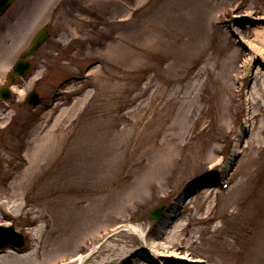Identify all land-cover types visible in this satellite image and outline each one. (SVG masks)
Instances as JSON below:
<instances>
[{
  "label": "rangeland",
  "instance_id": "rangeland-1",
  "mask_svg": "<svg viewBox=\"0 0 264 264\" xmlns=\"http://www.w3.org/2000/svg\"><path fill=\"white\" fill-rule=\"evenodd\" d=\"M42 27L0 100V224L26 236L0 264H264V0H15L0 85Z\"/></svg>",
  "mask_w": 264,
  "mask_h": 264
},
{
  "label": "water",
  "instance_id": "water-1",
  "mask_svg": "<svg viewBox=\"0 0 264 264\" xmlns=\"http://www.w3.org/2000/svg\"><path fill=\"white\" fill-rule=\"evenodd\" d=\"M14 0H0V10L7 8L13 3ZM242 17L241 19H245ZM50 31L47 27H42L33 37L31 44L27 50L22 53L21 59L17 60L12 68L13 73L9 75L8 82L14 84L18 77H24L31 68V60L27 57L35 54V52L43 45V43L49 38ZM13 95L11 86L8 84L0 85V100H7ZM39 101V94L33 90L27 96V104H36ZM164 205L154 209L149 218H159L163 211ZM25 242L24 235L18 232L13 226H7L0 224V250L10 244L13 247L22 246Z\"/></svg>",
  "mask_w": 264,
  "mask_h": 264
},
{
  "label": "bare ground",
  "instance_id": "bare-ground-1",
  "mask_svg": "<svg viewBox=\"0 0 264 264\" xmlns=\"http://www.w3.org/2000/svg\"><path fill=\"white\" fill-rule=\"evenodd\" d=\"M242 93H241V91L240 90H238V91H234L233 92V95H232V97H237V101L239 102V103H242L243 102V98H242ZM263 96H264V94H263ZM262 96V97H263ZM262 100H263V104H264V97L262 98ZM232 104H235L234 102L232 103ZM236 105V104H235ZM249 112H250V117H255L256 115L253 113V111H252V109H250V107H249V109H247ZM264 111V110H263ZM262 129V130H261ZM260 129V131L262 132V133H264V127L263 128H261ZM260 131H257L258 132V134H254L253 136H252V139H251V141H250V145H251V147L253 148L255 145H260V143L262 142V141H264V138L263 137H261V134H260ZM255 136H256V138H255ZM248 142H249V139H247V141H245V144H244V146H246V144H248ZM213 189H216L215 187H213V188H206L204 191L205 192H209V193H211L212 192V190ZM121 228H125V229H127V230H131V231H134V232H137L138 230H139V228L137 227V226H135L133 223H122L121 225H119L118 227H117V230H119V229H121ZM139 232V231H138ZM156 252H152V254H153V257H155L156 258V254H155ZM162 255V254H161ZM165 258H171V257H173V258H175V259H178V261H183V260H181L182 259V257H181V255L180 254H178V253H175V252H172V253H168V254H166V255H163ZM82 258H84V255H80V257H77V259H78V261H79V263L82 261ZM159 264H162V261L160 260V262H158ZM190 263H193V261H191Z\"/></svg>",
  "mask_w": 264,
  "mask_h": 264
},
{
  "label": "flooded vegetation",
  "instance_id": "flooded-vegetation-1",
  "mask_svg": "<svg viewBox=\"0 0 264 264\" xmlns=\"http://www.w3.org/2000/svg\"><path fill=\"white\" fill-rule=\"evenodd\" d=\"M0 28H3V10L0 11Z\"/></svg>",
  "mask_w": 264,
  "mask_h": 264
}]
</instances>
